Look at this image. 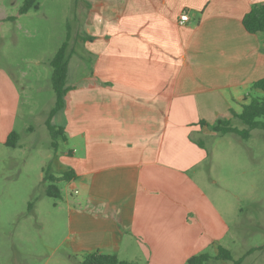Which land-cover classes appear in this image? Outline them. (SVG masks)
<instances>
[{
	"label": "crops",
	"instance_id": "1",
	"mask_svg": "<svg viewBox=\"0 0 264 264\" xmlns=\"http://www.w3.org/2000/svg\"><path fill=\"white\" fill-rule=\"evenodd\" d=\"M85 3L87 30L70 48L85 71L67 81L64 107L51 117L72 146L57 154L53 175L71 172L67 182L83 201L68 207V226L88 252L194 255L211 242L232 255L221 243L225 218L197 181L209 157L201 137L240 112L264 78V31L242 22L264 0ZM182 12L188 21L179 24Z\"/></svg>",
	"mask_w": 264,
	"mask_h": 264
},
{
	"label": "rangeland",
	"instance_id": "2",
	"mask_svg": "<svg viewBox=\"0 0 264 264\" xmlns=\"http://www.w3.org/2000/svg\"><path fill=\"white\" fill-rule=\"evenodd\" d=\"M23 1L0 0V264H80L87 245L67 221L68 207L78 209L82 196L66 180L53 182L62 198L45 194L51 183L46 174L58 172L57 154L72 146L59 139L54 149L44 119L56 100L50 61L66 39L68 83L72 76L84 74L85 67H76L75 53L70 58V48L87 30V3L38 0L37 8L20 12ZM250 93L264 97L255 88ZM10 125L9 132L18 135L15 147L4 144L3 133ZM231 125L245 128L235 118ZM201 140L209 157L196 178L225 218L228 229L221 243L229 246L234 260L250 247L262 246L250 249L251 255L241 262L264 264V129H252L246 139L212 131ZM171 195L183 199L180 192ZM217 245L207 242L201 253L216 254ZM116 256L133 264H188L192 255L178 250L143 256L122 250Z\"/></svg>",
	"mask_w": 264,
	"mask_h": 264
},
{
	"label": "trees",
	"instance_id": "3",
	"mask_svg": "<svg viewBox=\"0 0 264 264\" xmlns=\"http://www.w3.org/2000/svg\"><path fill=\"white\" fill-rule=\"evenodd\" d=\"M38 0H24L20 8V12H26L30 8L38 7ZM244 28L250 33L264 31V3L253 5L242 19ZM68 39H66L58 48L53 58L50 61L52 68L51 85L55 92V104L49 112L45 120L46 127L52 138L51 145L54 149L58 147V140H64V130L61 125L52 123L51 117L63 109L65 95L69 90L67 85L68 60L69 54L67 51ZM252 87L264 93V78L256 80ZM240 112H231L233 118L241 121L245 128L239 129L231 125L230 119H218L213 125L209 126L210 130L218 134L235 133L246 139L252 129H264V97H250L244 99ZM18 142V135L11 131L6 137L4 144L6 146L15 147ZM73 174L69 171L63 172L60 176L46 174L45 178L51 182L45 189V194L49 197L59 199L62 197L61 190L53 184L54 181H68ZM231 260L232 264H239V260H234L231 252L227 248L219 247L216 256H210L207 253L192 255L188 258V264H205L208 260ZM80 264H133L126 260H120L115 254L102 253L99 251L86 252Z\"/></svg>",
	"mask_w": 264,
	"mask_h": 264
},
{
	"label": "built area",
	"instance_id": "4",
	"mask_svg": "<svg viewBox=\"0 0 264 264\" xmlns=\"http://www.w3.org/2000/svg\"><path fill=\"white\" fill-rule=\"evenodd\" d=\"M186 21H188V14L186 12H182L179 16L178 23L184 24Z\"/></svg>",
	"mask_w": 264,
	"mask_h": 264
}]
</instances>
